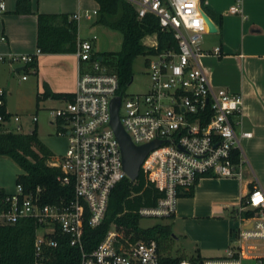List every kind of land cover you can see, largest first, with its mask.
<instances>
[{
    "label": "built area",
    "instance_id": "obj_1",
    "mask_svg": "<svg viewBox=\"0 0 264 264\" xmlns=\"http://www.w3.org/2000/svg\"><path fill=\"white\" fill-rule=\"evenodd\" d=\"M138 19L152 15L162 30L171 31L177 42V52L146 55V72L150 79L147 93L128 97L120 93L118 78L98 61L92 49L95 36L77 40L74 56L77 60L76 90L71 101L48 110L50 123L59 137H67L65 154L50 159L48 165L58 168L62 186L73 184L74 197L66 205L39 206L37 196L21 197L16 186L6 200L9 210L0 214L1 224H14L19 219L34 218L40 229L34 241L32 263L46 264V249L55 248L52 239L59 231L69 237V245L81 251L80 264H161L156 243L129 242L115 230L108 231L91 253L82 249L83 220L96 228L104 220L109 196L114 187L127 178L123 171L119 143L111 127V102L119 98L118 117L124 132L135 146L158 143L143 160L139 171L146 181L163 194L154 208L139 210L143 217L162 218L173 215L178 194L188 192L202 176L239 177L244 159L240 148L248 132L237 133L242 113L240 94L214 88L200 64L201 42L208 27L204 21L200 0H127ZM241 1L228 13L241 15ZM6 7L0 0V20ZM96 11H78L70 16L79 21L90 20ZM146 47L156 49L154 36ZM7 38L0 28V46ZM144 43V42H143ZM218 50H215L217 54ZM40 54H3L0 66L25 67ZM27 75L22 76L26 80ZM5 89L0 86V111L4 107ZM37 118L33 117L32 122ZM11 121L16 126L10 127ZM21 118L6 120L0 112V133L21 132ZM239 152L237 165L231 162V152ZM250 211L248 218L242 212ZM238 217L241 227L236 244L228 247L219 258L177 264H240L243 259L261 264L264 258V192L255 187L249 191L245 206ZM170 264V263H166Z\"/></svg>",
    "mask_w": 264,
    "mask_h": 264
},
{
    "label": "crops",
    "instance_id": "obj_2",
    "mask_svg": "<svg viewBox=\"0 0 264 264\" xmlns=\"http://www.w3.org/2000/svg\"><path fill=\"white\" fill-rule=\"evenodd\" d=\"M16 1L3 0L6 11L1 16L0 28L7 38L0 46L3 54L33 55L36 52L38 13L72 15L78 11H98L95 0H57L52 5L45 0H30L33 13L16 15ZM235 3L236 0H204L205 11H202L215 32L207 29L203 34L200 64L214 88L242 96L243 108L236 131L248 132L251 136L240 140L244 159L240 176L201 178L192 197L176 200L172 215L174 222L182 224L185 240L193 244L194 252L202 259L222 257L228 247L236 244L241 227L246 226L238 217L242 198L248 195L250 186L264 192V0H242L241 15H231L228 10ZM93 17L91 26H95L96 15ZM36 60L37 75H27L26 80H22L23 67L0 66V86L5 89L6 110L12 116L23 110L12 101L13 80L17 76L25 84L23 92L28 98L36 99L46 88L58 94H73L76 90L78 69L74 54H39ZM44 102H53L54 107L61 105V101L51 99ZM51 108L44 107V110ZM21 125L23 128L22 121ZM34 126L38 129V119ZM38 136L52 152V159L61 157L55 155L56 147L51 138H43L39 133ZM20 171L11 159L0 157V189L14 194ZM250 262L255 264L252 259H243L240 264Z\"/></svg>",
    "mask_w": 264,
    "mask_h": 264
},
{
    "label": "trees",
    "instance_id": "obj_3",
    "mask_svg": "<svg viewBox=\"0 0 264 264\" xmlns=\"http://www.w3.org/2000/svg\"><path fill=\"white\" fill-rule=\"evenodd\" d=\"M98 4L94 25L104 26L122 35L121 49L117 53L96 54L101 57V62L107 64V58H115V67L112 73L118 78L120 93L124 94L133 79L132 63L139 56H146L165 52L173 49L177 52V42L171 31L162 30L158 18L146 15L138 19L133 6L127 0H95ZM204 0H200L203 8ZM30 0H17L14 14H32ZM71 15L62 14H36L37 34L36 48L40 54H74L78 40V24L70 19ZM148 36H154L157 42L156 49L146 47L143 40ZM105 59V60H104ZM24 74L37 75V60L34 58L24 67ZM72 94L53 93L45 89L37 94L36 108L39 102L48 99L56 101H71ZM5 102V99H4ZM1 114L6 120L10 115L4 104ZM52 152L39 139L37 127L34 126L29 133L1 132L0 133V157L11 159L22 173L16 176L15 184L22 189L21 197L37 196L39 206H58L68 204L74 197L73 184L62 186L58 181L61 172L58 168L50 167L48 161L52 158ZM239 152L232 150L231 162L237 165ZM211 176H202L207 178ZM200 178V179H201ZM198 181H196L194 187ZM178 194V198L193 196V189ZM252 187L250 186V191ZM11 194L0 189V214L9 210L7 199ZM248 195L241 200V206H245ZM163 194L146 181L141 170L134 182L128 178L120 181L112 190L107 211L103 222L96 228L87 225L83 220L81 230L82 249L85 253L93 252L111 229L123 235L131 243L137 241L155 242L156 252L161 264H177L182 260L197 261L202 258L195 251L187 256L180 247H174L178 238L174 236L169 224H155L148 228L139 226L143 218L139 210L154 208ZM252 212H242L241 216L248 218ZM173 219V216L163 217ZM40 226L34 218H21L14 224L0 223V264H28L34 257V241ZM56 241L55 248L46 249V264H80L81 251L78 247L69 245V237L59 231L52 237ZM264 264V258L261 259Z\"/></svg>",
    "mask_w": 264,
    "mask_h": 264
},
{
    "label": "rangeland",
    "instance_id": "obj_4",
    "mask_svg": "<svg viewBox=\"0 0 264 264\" xmlns=\"http://www.w3.org/2000/svg\"><path fill=\"white\" fill-rule=\"evenodd\" d=\"M57 0H45L46 4L52 5L55 4ZM94 17L92 16L90 20H80L79 21V30L78 35L80 40H85L95 36V40L92 42L93 52L96 54H104V53H117L121 49L122 35L118 31L111 30L104 26H91L90 23L93 21ZM152 38H145L143 40L144 45H148L151 42ZM149 58L147 56H139L132 63V74L133 79L128 88L125 91V95L128 97L144 95L147 93L150 79L146 72V61ZM105 60V59H104ZM107 64H104V67L107 71H113L115 67V58H107ZM20 76L14 78V95L12 98L13 103L21 109L17 114L23 123L22 131L23 133H29L33 129V122L31 121L33 117L38 119V133L43 136V138H51L55 143L57 156H63L68 147V139L67 137H59L55 133L54 127L49 123L50 117L48 114V110H44V107L51 108L52 106H56L53 102H39L38 107L36 108L35 98H28V94L26 95L23 92V82L20 81ZM52 107V108H53ZM16 124L11 121L10 127H14ZM20 173H22L20 171ZM16 190V186H15ZM15 193V192H14ZM155 224H169L172 227V232L174 236H176L179 240L174 247V252L176 251V247H180L184 250L187 256H190L191 253L194 252L193 244H190L185 240L184 232L182 230V224L180 221L174 222L173 219L167 218H155V217H143L139 226L141 228H148ZM238 225V223H237ZM249 264H253L250 262Z\"/></svg>",
    "mask_w": 264,
    "mask_h": 264
},
{
    "label": "water",
    "instance_id": "obj_5",
    "mask_svg": "<svg viewBox=\"0 0 264 264\" xmlns=\"http://www.w3.org/2000/svg\"><path fill=\"white\" fill-rule=\"evenodd\" d=\"M203 17L209 32L214 33L215 29L212 22L205 13H203ZM100 60L101 57H98V61ZM119 101V98H116L111 102V127L120 146L123 171L125 172L127 178L131 182H134L138 177L139 169L143 160L147 154L159 144L154 142L143 146H135L131 142L119 121Z\"/></svg>",
    "mask_w": 264,
    "mask_h": 264
}]
</instances>
